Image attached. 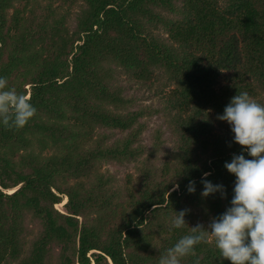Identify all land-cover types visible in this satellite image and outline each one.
I'll list each match as a JSON object with an SVG mask.
<instances>
[{
	"label": "trees",
	"instance_id": "16d2710c",
	"mask_svg": "<svg viewBox=\"0 0 264 264\" xmlns=\"http://www.w3.org/2000/svg\"><path fill=\"white\" fill-rule=\"evenodd\" d=\"M41 1L0 0V75L37 109L22 129L0 127V264H158L197 225V210L213 218L230 207L235 176L224 164L242 146L217 116L241 91L264 104V0H182L179 10L174 0H82L71 33L67 0ZM159 25L169 39L148 29ZM113 66L144 86L156 70L177 85L167 98L169 157L158 159L160 129L150 147L141 143L140 118L151 111L129 109L135 99L113 82ZM104 129L126 134L111 141ZM104 162L134 163L135 175L119 179ZM204 173L226 195L202 197ZM62 195L64 213L55 208ZM184 209L187 225L170 230ZM26 219L40 227L29 246ZM52 245L61 249L54 262ZM196 256L230 264L213 242L197 245Z\"/></svg>",
	"mask_w": 264,
	"mask_h": 264
},
{
	"label": "clouds",
	"instance_id": "9594fccd",
	"mask_svg": "<svg viewBox=\"0 0 264 264\" xmlns=\"http://www.w3.org/2000/svg\"><path fill=\"white\" fill-rule=\"evenodd\" d=\"M36 111L30 99L10 87L8 79L0 75V127L22 129ZM217 119L228 123L232 141L242 146L241 153L224 164L235 176L230 207L213 217L207 228L202 224L190 227V233L181 235L160 253L158 264H182L189 256L195 257L193 264H200L196 246L209 242L214 243L219 257L230 264H264V104L247 91H241L230 98ZM244 153L253 159H247ZM208 175L204 173L201 178V196L207 198L217 192L222 197L226 195L224 185L213 184ZM195 183V180L189 181L188 193H195ZM188 211H175L170 230L187 225Z\"/></svg>",
	"mask_w": 264,
	"mask_h": 264
},
{
	"label": "rangeland",
	"instance_id": "374dc122",
	"mask_svg": "<svg viewBox=\"0 0 264 264\" xmlns=\"http://www.w3.org/2000/svg\"><path fill=\"white\" fill-rule=\"evenodd\" d=\"M41 1V0H40ZM218 5L221 7L227 6L229 3L228 0H216ZM182 0H174L175 9L179 10L183 6ZM45 2L41 1L43 5ZM82 0H75L73 3L71 0H67L66 3L62 5L61 11H68L69 17L66 21V29L69 33L74 31L75 24H76V17L79 14L82 6ZM70 6V8H69ZM167 11L162 10L163 14L166 17L179 19L180 14L176 11ZM155 34H158L161 38L169 39V31L159 25L156 27H149ZM115 69V76L113 82L115 84H120L124 87L125 93L128 97L135 99V104L129 107L130 110L138 109V108H147L151 111L149 114H145L143 117L140 118V122L145 124V129L140 134L141 143L150 147L153 140L152 134L156 129H160L162 132V138L164 140L160 153L158 154V159L163 160L168 155L175 150L174 144V135L170 128L168 127V120H169V113L171 111V107L169 105V101L167 98L170 97L172 92L177 88V85L168 79V75L163 71L156 70L151 76L149 77L147 85H142L138 83L133 76L126 74L121 67L113 66ZM228 77L227 73L221 77L223 80ZM222 82V81H221ZM142 83V82H141ZM149 83V84H148ZM28 85H26V88ZM29 89V88H27ZM257 98L261 99L264 102V92L261 90H257ZM214 131L220 132L222 131L221 127L219 126L218 121L215 118L214 122ZM104 133L108 134L111 137V141L115 139H119L123 137L126 132H120L118 130H105ZM134 163L129 164H116V163H101L100 168L101 170H107L108 172L115 174L119 179L124 178L128 173H133L135 175L134 170ZM15 190V187H12L8 190H5L6 193H11ZM66 201V197L62 195L61 202L55 205V208L64 213L65 208L62 202ZM197 217L194 219L193 223L202 224L204 226H208L211 222L212 214L208 213L207 210H197ZM37 221L26 219V233H25V241L26 246H29L31 240L40 230ZM50 257L51 261H55V257L58 254H61L60 247L52 245L50 248ZM90 254V252H89ZM11 264H20L18 261L11 263ZM92 264V263H91Z\"/></svg>",
	"mask_w": 264,
	"mask_h": 264
},
{
	"label": "bare ground",
	"instance_id": "6f19581e",
	"mask_svg": "<svg viewBox=\"0 0 264 264\" xmlns=\"http://www.w3.org/2000/svg\"><path fill=\"white\" fill-rule=\"evenodd\" d=\"M61 204H64V201Z\"/></svg>",
	"mask_w": 264,
	"mask_h": 264
}]
</instances>
